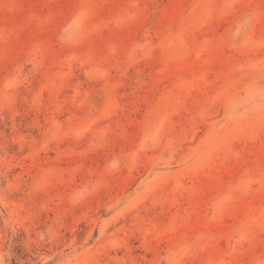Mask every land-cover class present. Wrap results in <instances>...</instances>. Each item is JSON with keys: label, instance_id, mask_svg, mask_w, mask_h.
<instances>
[{"label": "rangeland", "instance_id": "obj_1", "mask_svg": "<svg viewBox=\"0 0 264 264\" xmlns=\"http://www.w3.org/2000/svg\"><path fill=\"white\" fill-rule=\"evenodd\" d=\"M0 264H264V0H0Z\"/></svg>", "mask_w": 264, "mask_h": 264}]
</instances>
